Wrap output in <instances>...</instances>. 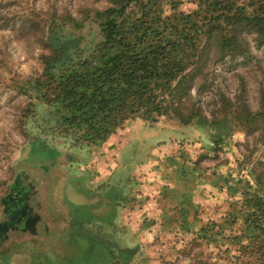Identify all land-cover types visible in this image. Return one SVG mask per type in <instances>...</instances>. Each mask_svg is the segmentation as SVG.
<instances>
[{"label": "trees", "instance_id": "16d2710c", "mask_svg": "<svg viewBox=\"0 0 264 264\" xmlns=\"http://www.w3.org/2000/svg\"><path fill=\"white\" fill-rule=\"evenodd\" d=\"M47 15L42 69L20 84L43 110L30 106L26 123L76 147L104 144L136 117L151 125L121 147L134 170L111 189L113 206L153 207L151 225L139 227L145 244L118 238L112 207L78 230L67 264H166L187 246L196 264H264V167L236 148L243 134L264 138V98L252 108L220 94L208 115L189 94L210 53L247 54L249 37L264 44V0H106L79 17ZM160 116L165 126L154 128ZM192 127L206 138L198 146L181 142ZM212 188L225 199L199 200Z\"/></svg>", "mask_w": 264, "mask_h": 264}, {"label": "rangeland", "instance_id": "374dc122", "mask_svg": "<svg viewBox=\"0 0 264 264\" xmlns=\"http://www.w3.org/2000/svg\"><path fill=\"white\" fill-rule=\"evenodd\" d=\"M104 5L106 0H0V197L7 192L18 169L29 173L38 190L40 211L46 223V226L37 224L38 233L32 237L43 256L39 258L43 263L37 264H67L77 250L75 243L79 239L75 238L82 235L78 230L97 227L98 217L107 215L112 207L114 214L107 215L108 221L112 219L118 238L129 242L138 239L145 244L147 228L139 230V227L151 225L154 215L147 199L139 207L137 203L125 206L121 201L112 205L111 189L121 185L134 170L128 149L121 151V147L133 141L138 132L149 129L151 125L147 126L149 122L143 117L130 120L104 144L82 147L72 145L68 138L56 132L26 123L31 117L26 116L30 106L34 111L43 110L40 101L22 90L20 84L42 69L41 55L47 51L44 45L47 13L55 11L79 17L86 8ZM246 53L215 61L214 53H210V65L203 66L197 73L196 84L189 88L191 101L208 115L218 113L220 94L232 100H245L252 108L258 107L264 98V44L249 37ZM165 118L158 117L154 128H163ZM192 129L181 135V142L198 146L206 141L198 128ZM240 140L236 148L248 155L249 161L261 159L264 167V138L254 132L243 134ZM109 143L111 148H107ZM223 154L221 151L219 158ZM215 161L206 159L203 163L212 165ZM148 176L152 178L151 173ZM211 190V196L203 193L199 200L225 199L217 189ZM85 208L87 217L95 219L85 217L80 220L81 226H77L74 215L84 216ZM195 251L196 248L177 252L178 264H194ZM52 255H58L59 259ZM5 263L28 264V261L25 254L15 252Z\"/></svg>", "mask_w": 264, "mask_h": 264}, {"label": "flooded vegetation", "instance_id": "af4514ba", "mask_svg": "<svg viewBox=\"0 0 264 264\" xmlns=\"http://www.w3.org/2000/svg\"><path fill=\"white\" fill-rule=\"evenodd\" d=\"M37 193L38 190L29 173L24 169H18L9 182L7 192L0 197V262L2 264H6L5 261H9L10 255L15 252L25 254L28 264L43 263L39 260L43 256L38 253L36 243L32 239L38 233L37 224L46 226ZM52 256L59 259L58 255Z\"/></svg>", "mask_w": 264, "mask_h": 264}, {"label": "crops", "instance_id": "0c3cea01", "mask_svg": "<svg viewBox=\"0 0 264 264\" xmlns=\"http://www.w3.org/2000/svg\"><path fill=\"white\" fill-rule=\"evenodd\" d=\"M199 135H200V132H199ZM197 140V139H196ZM199 140V139H198ZM217 192H220L219 190H217ZM222 193V192H221ZM213 201H218V199H213ZM189 249V246H187V248H185V250H188ZM184 250V251H185ZM176 253H177V251H176ZM176 253H174L173 255H171L170 257L171 258H168L169 259V262H167V263H169V264H172L173 262H175L176 264H178V262H179V259L177 258V254ZM175 255V256H174ZM174 256V257H173ZM192 262L194 263V264H196V262L192 259ZM166 263V264H167ZM175 263H173V264H175Z\"/></svg>", "mask_w": 264, "mask_h": 264}]
</instances>
